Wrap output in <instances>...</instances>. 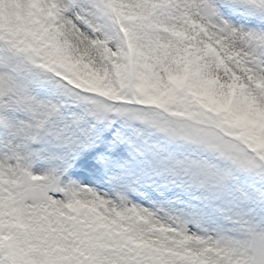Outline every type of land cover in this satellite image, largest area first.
<instances>
[{"label": "snow or ice", "instance_id": "snow-or-ice-1", "mask_svg": "<svg viewBox=\"0 0 264 264\" xmlns=\"http://www.w3.org/2000/svg\"><path fill=\"white\" fill-rule=\"evenodd\" d=\"M0 264H264V0H0Z\"/></svg>", "mask_w": 264, "mask_h": 264}]
</instances>
